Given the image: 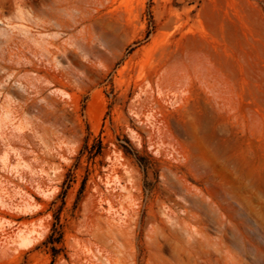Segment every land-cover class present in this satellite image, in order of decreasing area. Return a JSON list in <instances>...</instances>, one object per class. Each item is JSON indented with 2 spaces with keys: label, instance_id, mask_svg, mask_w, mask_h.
Segmentation results:
<instances>
[{
  "label": "rangeland",
  "instance_id": "obj_1",
  "mask_svg": "<svg viewBox=\"0 0 264 264\" xmlns=\"http://www.w3.org/2000/svg\"><path fill=\"white\" fill-rule=\"evenodd\" d=\"M0 199V264H264V0H0Z\"/></svg>",
  "mask_w": 264,
  "mask_h": 264
},
{
  "label": "bare ground",
  "instance_id": "obj_2",
  "mask_svg": "<svg viewBox=\"0 0 264 264\" xmlns=\"http://www.w3.org/2000/svg\"><path fill=\"white\" fill-rule=\"evenodd\" d=\"M0 200H1V199H0ZM1 204H2V203H1ZM1 204H0V205H1ZM2 205H3V204H2ZM21 231H22V230H19V233H18L19 235H20ZM29 233H31V232H29ZM21 234H22V233H21ZM27 235H28V234H27ZM27 235L25 234V235H24V238H21V237H23L22 235H20L19 238L16 236L19 240H21V243H20L21 246H22V245H30V246H31V243L33 244V242L31 241L32 239H31V238L28 239L30 236L28 235L29 237H26ZM39 235H41V234H38V236H39ZM35 236H36V235H35ZM41 236H42V235H41ZM25 237H26V238H25ZM39 237H40V236H39ZM36 238H37V237H36ZM34 239H35V238H34ZM34 239H33V240H34ZM34 242H35V241H34ZM22 247H23V246H22ZM24 247H25V246H24Z\"/></svg>",
  "mask_w": 264,
  "mask_h": 264
},
{
  "label": "trees",
  "instance_id": "obj_3",
  "mask_svg": "<svg viewBox=\"0 0 264 264\" xmlns=\"http://www.w3.org/2000/svg\"><path fill=\"white\" fill-rule=\"evenodd\" d=\"M51 240H53V239L51 238Z\"/></svg>",
  "mask_w": 264,
  "mask_h": 264
}]
</instances>
